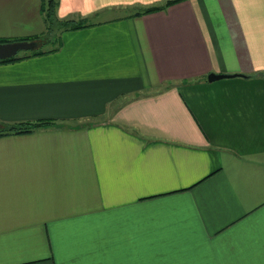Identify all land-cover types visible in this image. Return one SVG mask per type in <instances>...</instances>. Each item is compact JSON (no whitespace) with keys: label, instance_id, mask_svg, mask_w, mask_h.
Here are the masks:
<instances>
[{"label":"crops","instance_id":"crops-1","mask_svg":"<svg viewBox=\"0 0 264 264\" xmlns=\"http://www.w3.org/2000/svg\"><path fill=\"white\" fill-rule=\"evenodd\" d=\"M167 1L56 0L89 26L0 65V127L53 122L0 137V264H264V0Z\"/></svg>","mask_w":264,"mask_h":264},{"label":"trees","instance_id":"trees-1","mask_svg":"<svg viewBox=\"0 0 264 264\" xmlns=\"http://www.w3.org/2000/svg\"><path fill=\"white\" fill-rule=\"evenodd\" d=\"M185 0H169L162 6H152L146 8L135 16H141L145 14L155 13L164 11L172 5L183 2ZM57 2L56 0H42V15L45 22V32L42 35L27 38V39H6L0 38V43H13L19 41H35L37 48L29 52H20L16 56L6 60H0L1 64H11L25 59L43 56L49 53L57 52L60 46H54L52 49L49 48L55 42H59L60 35L67 31L78 30L85 28L87 22L85 20H60L57 17ZM52 37V38H51ZM53 125L52 121H41L36 123H21L11 126L0 127V137L10 135H25L34 133L40 129H45Z\"/></svg>","mask_w":264,"mask_h":264},{"label":"water","instance_id":"water-1","mask_svg":"<svg viewBox=\"0 0 264 264\" xmlns=\"http://www.w3.org/2000/svg\"><path fill=\"white\" fill-rule=\"evenodd\" d=\"M36 48H37V43L35 41L0 43V60L10 59L16 56L17 54H19L20 52H29L35 50ZM232 77L235 76L210 74L208 76V81L215 82Z\"/></svg>","mask_w":264,"mask_h":264},{"label":"rangeland","instance_id":"rangeland-1","mask_svg":"<svg viewBox=\"0 0 264 264\" xmlns=\"http://www.w3.org/2000/svg\"><path fill=\"white\" fill-rule=\"evenodd\" d=\"M51 38H52V37H51ZM58 45H59V42H55V43H53L52 45H50L49 48L52 49V47H54V46H58Z\"/></svg>","mask_w":264,"mask_h":264}]
</instances>
